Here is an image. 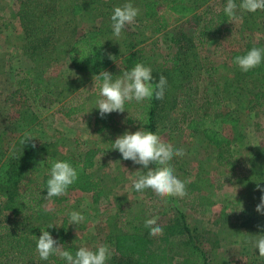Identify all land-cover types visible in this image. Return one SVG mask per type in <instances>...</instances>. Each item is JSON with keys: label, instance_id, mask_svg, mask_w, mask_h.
Segmentation results:
<instances>
[{"label": "rangeland", "instance_id": "1", "mask_svg": "<svg viewBox=\"0 0 264 264\" xmlns=\"http://www.w3.org/2000/svg\"><path fill=\"white\" fill-rule=\"evenodd\" d=\"M144 1L149 4L157 2L156 9L159 14L166 6L161 0ZM190 1L194 2L188 0L187 3ZM223 1L198 0L197 15L187 19H172L169 27L160 35L154 33L153 20L143 21V31L135 32L137 38L141 34L145 65L152 69L153 79H156L163 58L169 53H176L182 44L181 48H184V51L186 49L189 64L187 73H190L192 79L200 76L207 79L208 74L203 70L202 60L208 59L207 65L216 69L212 73L216 75L214 80L219 87L206 85L209 86L207 92L210 98L214 100L212 103L218 105L215 112L214 109H210L209 104L202 108L201 111L204 112H199L198 108L202 105L199 104V96L193 99L183 94L178 95L179 102L177 101L178 105L173 111L175 95L171 90L170 95L167 94V98L162 100L159 116L164 115L161 121L163 126L178 124L182 132L178 135L173 134L178 140L173 139L172 146L174 149L185 150L183 157H173V160L180 161L179 165L182 168V173L174 174L183 182H187L189 176L194 174L197 186L191 194L186 190L187 195L183 198L167 197L162 200L153 191L154 195L135 191L132 179L138 178L137 171L143 172V166L134 164L131 160H124L119 150L111 149L112 143L119 136L126 132L135 133L141 130L143 111L135 110L140 108L143 110V104L147 106L148 101L137 104L130 112L110 113L113 116L117 115L115 120H109L110 129L98 132L102 127V122L96 125V119L100 114L96 108V101L100 98L99 90L94 84L86 85L87 80L78 87L76 84L79 83L74 85L67 83L68 80H75L78 73L72 68L70 61L65 60L64 55L60 53L63 49L61 46H66L64 44H67L68 40L72 41L71 38H74L77 31L79 33L84 26L76 27V22H71V31L59 21L34 22V27L40 24L38 29L41 35L48 34L52 29L50 31L55 43L60 44V49L54 54L36 56L38 60L44 61L48 56L55 59V55L59 59L48 69H39L42 64H37L35 59L32 61L23 51L15 52L11 49L14 40L9 37L13 29L12 24L14 28L16 25L17 29L22 31V23L18 22V19L13 21V14L21 10L20 0H0V133L4 138L14 141L25 136L34 137L37 142L57 146L62 153H84L87 150L85 142L91 143L92 146L93 143H101V148L107 150L104 156L100 155L97 158V166L90 173L103 180L104 189L112 193L111 198L102 199L95 205L93 194L81 192L67 194V202L70 204L69 217L73 211L85 217L82 223L87 227L75 232L79 246L95 251L98 246L106 245L116 223L115 219L110 218L118 209L123 210L125 217L131 219L138 217L134 223L142 226L146 219L151 218H158L157 225L162 226L182 213L192 228L208 233L209 237L219 242L215 250L209 245L206 246L213 264H264V260L259 259V250L254 247L257 236L264 235V214L256 211L261 196L264 195V191L261 190L264 189V106L251 108L253 106L251 100L256 92L258 90L264 92V72L251 79L242 78V75L236 73L232 61L236 53L248 46L256 48L257 45L261 47L264 44V11L257 10L259 11L257 14L248 15L247 26L238 15L237 20L220 28L215 36L201 44L200 32L206 26V21L201 19L202 16H212L204 13L208 10L212 13L215 10L219 11ZM27 8L28 6L25 9ZM3 17L11 20L10 28L7 30L2 27ZM62 18L67 19V13L62 15ZM129 27L130 25H127L122 30L125 34L123 37L129 35L127 32ZM113 40L116 44L121 41ZM175 40L181 41V44L176 46ZM19 44L21 50L22 40ZM201 86L200 92L203 91L204 85ZM38 92L42 94L40 98ZM33 96L37 98L33 99ZM45 98L56 100V103L52 107L44 106L42 103L49 102L44 101ZM75 107L80 108L78 113L71 117L66 116L67 112ZM28 112H32L35 118L29 117L31 113ZM23 116L26 117L23 125L17 128L15 124ZM208 116H217L227 122L222 125V133L233 143V153L239 160L234 172L218 164L217 149L213 145L209 155H204L205 146L200 144L203 136L198 132L193 134V131L197 130L189 128L191 122L198 123ZM32 120L36 121L35 124ZM129 120L135 124L131 125ZM161 138L163 141H169L166 134ZM44 208L48 212H53L61 207L49 201ZM65 214L62 212L53 219V222L61 224Z\"/></svg>", "mask_w": 264, "mask_h": 264}, {"label": "trees", "instance_id": "2", "mask_svg": "<svg viewBox=\"0 0 264 264\" xmlns=\"http://www.w3.org/2000/svg\"><path fill=\"white\" fill-rule=\"evenodd\" d=\"M52 1L57 0H20L21 10L16 16L18 18H15L22 23L23 34L21 40L24 43L22 51L32 61L35 59L37 64H42L39 69L43 68V70L48 69L59 59L56 55L54 56L55 59L48 56L45 61L36 58V56L42 57L39 54H54L57 50L53 42L52 31L50 33L52 29L48 31V36L47 34L41 35L38 29L40 24L34 27L33 23L47 20L61 22L58 18L61 14L57 15L56 8H53L51 4ZM161 1L166 5L164 11L159 14L156 9L157 2H151L147 5L146 16L143 19L146 22L153 20L155 34H160L166 30L172 19L177 16H189L194 13L195 8L199 7L198 0H194L193 3L192 1L188 2L195 8L187 4L188 0ZM234 2L237 4V16L239 15L247 26L249 24L247 16H253V14L239 9L242 0H234ZM226 5L227 0H224L219 11L215 10L212 13L208 10L204 15L209 13L212 16H202L201 19L206 21V26L200 32L201 44L206 43L211 37L215 36L220 28L231 24L224 12ZM26 6H28L27 10L25 9ZM258 12L256 11L255 14ZM73 15L75 14L73 13ZM2 20L4 22L2 27L5 30L9 29L11 20L4 17ZM101 35L99 29L89 26L86 33L73 44L68 53L74 70L82 75L83 80L99 75L101 71L109 72L112 79L119 78L124 71L130 70L136 63H141V54H131L123 58L122 69L118 70L112 65V58ZM180 42L175 40L174 44L179 46ZM181 47L182 44L178 47L176 53H171L163 59L156 79H153L152 83H158L160 76L166 77L167 84L164 90V98L170 95L169 90L175 95L172 111L178 105V95L183 94L193 99L200 96L198 101L202 105L198 108L199 112H204L201 110L206 104H209L210 109H214L215 112L218 105L212 103L214 100L210 98L207 88L216 85L214 80L216 75L212 73L216 69H212L207 65L208 59H203L202 67H204V72L208 74L207 79L202 78V76L192 79L190 73H187L189 64H187L186 49L184 51V48ZM252 48L248 46L245 50L236 53L232 61L238 56L246 55ZM256 48L264 49V44L261 47L257 45ZM124 55L125 53L116 52L113 59H118ZM142 64L145 65L144 54ZM233 67L239 76L242 75V78L251 79L255 75L264 72V59L258 67L248 72H243L236 64H233ZM194 81H196L195 85L191 83ZM201 84L204 85L202 92H200ZM216 87L219 88L218 85ZM37 91L39 90L37 89ZM40 93L38 92V95H40L38 98L42 95ZM36 98L37 96H33V99ZM49 99L45 98L44 101ZM162 100H158L154 96L150 100L152 106L148 114L149 119L146 120L145 124L147 130L156 132L158 135L168 133V130L165 131L166 126H163L164 124L161 122L164 115L159 116L161 115ZM54 103H56V100H49L48 104L42 103V105L50 107ZM251 105H253L251 106L252 109L264 106V92L262 90L256 92L251 100ZM78 109L80 108H71L67 116L71 117L77 114ZM28 113H31L29 117L35 118L32 112ZM25 118L23 116L15 124L17 128L23 125ZM109 120L111 118H103L100 133L110 129ZM32 121L35 124L36 121ZM224 123H227L226 120L224 122L220 117L208 116L206 119L199 120L198 123L191 122L189 128L197 130L193 131V134L198 132L203 136V140L200 139V144L205 146L204 155H209L213 145L217 149L218 164L234 172L239 160L233 153V143L222 133ZM141 127L143 128V125ZM178 127V124L169 125V128H167L171 131L169 135L181 134V128ZM33 138L25 136L18 141H14L13 139L4 138V135L0 133V264H67L65 259H61L55 254L51 255L48 260L40 259L36 251L37 239L42 235V230H46L57 241V246H61L63 250H67L75 256V253L81 248L76 242L75 232L84 230L87 226L82 222L79 225H70L68 215L70 204L67 202V194L71 192L93 194L95 205L99 204L102 199L111 198L112 193L104 189L103 180L94 177L90 173L97 166V158L100 155L104 156L107 150L101 148V143H93L92 146L91 143L85 142L84 145L87 146V150L84 153H62L57 146L46 142H37ZM53 161L69 162L77 170L78 179L68 188L66 195L46 200L47 180L50 178L49 171ZM49 201L56 203L61 208L53 212L46 211L44 205ZM62 212L66 214L61 224H55L53 219L57 218L59 214L61 215ZM113 213L114 215H111L110 219H115L116 223L106 243L111 252L106 264H213L206 246L209 245L212 250H215L219 242L209 237L208 233L199 232L197 229L192 228L184 214L180 213L169 223L160 226L163 229L161 235L150 237V229L142 225H135L134 221L138 217L132 219L125 217L122 209H118ZM146 214H148V211H146ZM49 225L54 226L49 227Z\"/></svg>", "mask_w": 264, "mask_h": 264}, {"label": "clouds", "instance_id": "3", "mask_svg": "<svg viewBox=\"0 0 264 264\" xmlns=\"http://www.w3.org/2000/svg\"><path fill=\"white\" fill-rule=\"evenodd\" d=\"M239 9L251 13L264 10V0H242ZM236 10L237 4L234 0H227L224 12L228 17V22L233 23L238 19ZM138 14L139 9L133 7L131 3L116 7L111 16L114 36L119 38L122 30L127 25L133 24ZM262 59H264V49L254 47L246 55L236 57L233 63L238 65L243 72H248L258 67ZM93 79L94 87L97 81L102 80L99 86L100 98L96 101V108L99 109L101 117L114 111L124 112L125 103L133 100L139 103L151 100L153 96L162 100L167 84L164 76H160L159 82L153 84L152 69L142 63H136L114 81L112 75L107 71H101ZM111 149L119 150L124 160H131L134 164L142 165L148 169L146 174L132 179L135 191L142 193L146 189H150L162 200L167 197L183 198L187 195L185 182L177 178L170 165L173 157H183L185 150L174 149L171 143H165L156 132L144 128L135 133L126 132L112 143ZM150 164H155L156 167L150 169ZM49 177L46 186V200L66 195L68 188L78 179V173L67 161H53ZM257 188H260L259 184ZM261 190L264 191V189ZM256 211L264 214V195L261 196V202L257 205ZM84 219L85 217L79 212L70 213V225H79ZM157 219H146L144 222L145 228L150 229V237H156L163 233V229L157 225ZM52 226L54 225H49V227ZM77 235L79 234L77 233ZM257 237L254 247L259 250V259L264 260V235ZM36 251L42 260H48L51 255L55 254L61 259H65L67 264H106L111 256L107 245H100L95 251L81 247L73 256L69 251L63 250L61 246H57V241L46 230H42V235L37 239Z\"/></svg>", "mask_w": 264, "mask_h": 264}, {"label": "crops", "instance_id": "4", "mask_svg": "<svg viewBox=\"0 0 264 264\" xmlns=\"http://www.w3.org/2000/svg\"><path fill=\"white\" fill-rule=\"evenodd\" d=\"M122 1L124 3H122ZM65 2H68V3H65ZM126 3H131L133 5V7L138 8L139 9V14L135 18L134 23L131 24L129 29L127 30V32H129V35L123 37V35H125V34L121 33V38H117L113 34V29H112V26H111L112 25L111 16L114 13V9L116 7H122ZM51 4H52L53 8H56L55 12L57 13V15L61 14L60 17L58 16V18L60 19V21H61L60 23L63 24L64 27L65 26L69 27L70 30L72 31V28L70 27V25H72L71 22H76V27H79V25L84 26L79 33L77 31V33L75 34L74 38H71L72 41H70V40L67 41V45H66L67 47L63 46V45L61 46V48H63V49H61L60 53H62L64 55L65 60H69L70 61V57H69L68 53L70 52L73 44L81 36H83L86 33V31L89 28V26H94V27H96V29H99L101 31V33H102L101 38L103 39L104 43L107 45L108 52L110 53L111 58L112 57L114 58L113 55L116 52L125 53V55L123 57L120 56L118 59H115V60L112 59V61H113L112 65L115 66L118 70L122 69L121 68V63H122L123 58H125V57H127L128 55H131V54H135V53H137L139 55L141 54L142 55L141 63H142V61H143V51H144L143 50V41H142V38H141V34H139V36H138L139 38H137V34H135V32H137V31L142 32L143 31V19L146 16L147 5L149 4L146 1L143 2V0H57L55 2L52 1ZM187 4L192 6V4H190V3H187ZM192 7L195 8V6H192ZM64 12L67 13V16H68V18L65 19V20L62 18V15H64L63 14ZM198 12H199L198 8H195V11H194L193 14H191L189 16H186V17L177 16L175 19H178V18H180V19L186 18L187 19V18H191V17L193 18L195 15L198 14ZM73 13L75 15H73ZM13 15H14L13 16V21H16L15 18H18V17H16L18 15V12L16 14L14 13ZM137 21H139V23ZM12 25H13V29H11L12 30L11 31V36H9V37H12L14 40L12 42L13 45L11 46V49L13 51H15V52H19V51L23 50V48L21 50L19 49V45H20L19 42L21 40V35L23 34V32L21 30L17 29L16 25H15V28H14V24H12ZM134 25H140V27L137 28ZM20 28H21V26H20ZM50 33H51V31H50ZM47 36H48V34H47ZM142 36H143V34H142ZM7 39H8V37H7ZM113 39L121 40L119 44L117 43L118 46H117L116 42ZM53 42H54V45L56 46V50H59L60 49L59 48L60 44L58 45L57 43H55V40ZM50 45H52V44H50ZM23 47H24V43H23ZM52 49L53 48L51 46V50ZM169 54L166 57H168ZM70 64L72 65L71 61H70ZM72 68L74 69L73 65H72ZM78 77H79V79H78ZM93 78L94 77L88 78V79H86L87 81L84 79L86 81V85H90V84L93 85L94 84V79ZM115 79H113V81ZM84 80H83L82 75L78 74L75 80H68L69 82L67 81V83H70V84L73 83V85H74V83L75 84L79 83V84H76V87H78L81 83L82 84L85 83ZM100 83H101V81H97L96 85H95L98 90H100V87H99ZM86 85L83 86L82 89L85 88ZM147 101H148L147 106H146V104L145 105L143 104V110H140L141 108L139 110H135L136 112H142L143 111V128L146 129V130H147V128H146L145 124H146V120L149 119L148 114L150 113L149 110H150V108L152 106L150 100H145L143 102L145 103ZM140 103L141 102L138 103L135 100H133L131 102H126L125 106H124L125 107V111L124 112H126V111L130 112V111H132V109L134 110V107H136L137 104H140ZM67 113H69V112H67ZM118 113H122V112H118ZM66 116H67V114H66ZM107 117L111 118V120L113 121V120L116 119L117 115L113 116L111 114H105V116L101 117V115L98 114V117L96 119V125H99L101 123V121L103 120V118H107ZM128 122L131 125L135 124V122H133L131 120H129ZM167 128H169V127H166L165 131L168 130L167 131L168 133H166V135L169 136V141H164V142L165 143H171L173 145V141L172 140L173 139L174 140H178V138H176L173 134H171V136H170L169 134H170L171 131L169 129H167ZM178 128L180 129V127H178ZM98 132H100V128H99ZM163 135H159V136L161 137ZM179 164H180L179 160H173L172 159L170 161V165L173 167L174 172L182 173V171H181L182 168H181V166ZM155 167H156L155 164H150L149 165L150 169H154ZM147 171H148V169H145L143 167V172L139 171V172H137V175L139 176V175H142V174H146ZM132 173L134 175V172H132ZM195 178H196L195 175L191 174V176H189V178L187 179V182H185V186H186V190L188 191V194H191V192L194 191L197 188L195 180H194ZM149 193L153 194L152 190L146 189V191L143 192V194H145V195H149Z\"/></svg>", "mask_w": 264, "mask_h": 264}]
</instances>
